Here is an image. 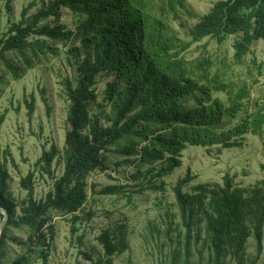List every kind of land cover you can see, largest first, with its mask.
<instances>
[{
	"label": "trees",
	"instance_id": "obj_1",
	"mask_svg": "<svg viewBox=\"0 0 264 264\" xmlns=\"http://www.w3.org/2000/svg\"><path fill=\"white\" fill-rule=\"evenodd\" d=\"M36 1L0 38V61L7 72L19 78L24 69L8 59L9 54L29 68L51 51L49 41L65 43L80 38V47L69 50L75 83L68 78L62 80L68 101L64 169L42 200L34 199L33 173L21 178L26 199L20 203L19 215L14 216L15 206L5 198L7 171L0 166V207L9 215L0 237V251L8 239V227H27L32 230L28 251L41 248L39 257L46 264L54 238L50 212L70 216L72 224L79 221L77 213L87 200L86 177L94 171L108 170V154L113 148L117 155L135 157L139 163H161L155 177H163L181 166V154L188 146L228 149L238 146L248 134L258 136L264 146L262 110L237 115L249 91L247 84H239L232 95L227 90L233 91L234 86L227 81L226 72L212 75L205 58L192 62L183 56L192 44L204 39L223 44L234 38L232 61L244 64L252 46L264 43V0H216L189 30V41L164 23V12L160 18L153 14L156 0H41V6L30 15L28 11ZM160 2L175 18V5L183 8L180 0ZM62 9L76 17L75 31L60 23ZM52 18L53 24L48 23ZM103 77L107 80L102 102L110 105L113 114L107 126L90 113V107L100 99L95 86ZM218 93L228 95V106L216 97ZM26 104L30 115L33 102ZM2 121L3 117L0 125ZM58 155V148L51 144L42 151L35 167L53 178L52 164ZM191 181L188 170L173 188L185 228V244L197 242L204 225L212 264H225L227 258L233 264H242L251 238L258 256L264 229L263 188L236 186L234 178L226 174L220 186L200 184L192 192L185 191ZM113 193V189L102 192ZM86 217L90 219L92 214L88 212ZM97 241L105 262L110 263L111 257L120 252L114 233L103 230ZM187 259L184 264H188ZM24 261L18 259L11 264Z\"/></svg>",
	"mask_w": 264,
	"mask_h": 264
},
{
	"label": "rangeland",
	"instance_id": "obj_2",
	"mask_svg": "<svg viewBox=\"0 0 264 264\" xmlns=\"http://www.w3.org/2000/svg\"><path fill=\"white\" fill-rule=\"evenodd\" d=\"M34 1L0 0V38L20 21L21 12ZM180 2L183 8L175 5L176 18L166 9L165 12L160 0L154 1L152 10L157 18L164 12V23L182 40L189 41V30L216 0ZM35 3L28 11L30 15L42 4L41 0ZM52 21L53 18L47 22L53 24ZM60 23L70 31L77 27L76 17L67 9H62ZM233 39L223 44L204 39L192 44L183 56L192 62L205 58L212 75L217 71L226 72L227 81L234 86L233 91L227 90L232 95L239 84H247L249 91L237 115L245 116L256 110L264 113V43L254 44L244 64L236 65L232 61ZM48 44L52 46L51 51L29 68L24 67L20 58L8 55V59L24 69L19 78L7 72L0 61V118L3 117L0 166L4 165L7 171L5 198L15 206L14 216L19 215L20 203L26 199V192L20 187L21 178L33 173L34 199L42 200L64 169L62 155L68 128V101L62 80L68 78L75 83L76 73L70 63L69 50L80 47V38ZM106 80L99 78L95 89L100 99L90 107V113L97 115L103 126L110 124L113 115L110 105L102 102ZM216 97L229 105L227 94L218 93ZM26 102H33L30 115ZM51 144L59 150L52 164L53 178L35 167L42 151L48 150ZM114 150L108 154V170L94 171L86 177L87 200L77 213L79 221L72 224L70 216L50 212L54 238L46 264H184L186 258L188 264H212L205 245L204 225H201L200 239L191 241L188 246L185 244V228L173 192L177 180L189 170L192 181L184 190L192 192L200 184L212 188L220 186L222 178L229 174L236 186L260 187L264 191V146L256 135L248 134L238 146L228 149L188 146L181 154V166L163 177H155L161 163H139L135 157L119 156ZM112 189L115 193L102 194ZM88 212L92 214L90 219L86 217ZM106 229L114 233L120 248L110 263L105 262L97 241L98 235ZM31 233L27 227H8V239L0 251L1 264H11L18 259H24V264H43L39 257L41 248L31 247L32 252L28 251ZM262 233L260 254L256 255L255 241L249 239L242 264H264V229ZM225 264L233 263L227 258Z\"/></svg>",
	"mask_w": 264,
	"mask_h": 264
},
{
	"label": "water",
	"instance_id": "obj_3",
	"mask_svg": "<svg viewBox=\"0 0 264 264\" xmlns=\"http://www.w3.org/2000/svg\"><path fill=\"white\" fill-rule=\"evenodd\" d=\"M0 214L2 215V220L0 221V237H1V233L8 222L9 215L7 211L2 207H0Z\"/></svg>",
	"mask_w": 264,
	"mask_h": 264
}]
</instances>
